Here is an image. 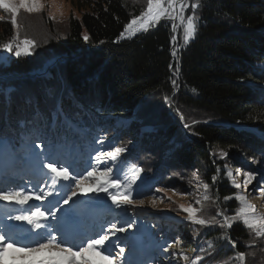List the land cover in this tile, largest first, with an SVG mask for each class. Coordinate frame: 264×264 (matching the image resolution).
I'll return each instance as SVG.
<instances>
[{"label": "trees", "instance_id": "obj_1", "mask_svg": "<svg viewBox=\"0 0 264 264\" xmlns=\"http://www.w3.org/2000/svg\"><path fill=\"white\" fill-rule=\"evenodd\" d=\"M76 1L80 17L62 23L44 13H20L21 36L37 42L31 56L16 58L0 50L5 157L22 158V174L36 171L40 160L35 154L67 136L74 146L59 148L57 154L69 162L75 156L77 162L89 161L83 168L72 166L82 172L94 164L95 152L125 147L121 160L127 157L144 169L134 197L195 192L192 206L202 207L200 214L211 218L220 210L234 216L239 202L225 197L239 189L231 179L226 183L223 174L231 171L235 179L239 170L244 184L245 173L256 177L258 170L264 172V0H199L197 30L187 45L182 27L173 32L170 20L120 38L125 26L146 10L147 0ZM192 14L186 9V16ZM12 35L10 21L1 22L0 44ZM221 152L227 155L221 157ZM196 177L209 184L216 203H195L203 195ZM163 212L182 220L157 230L151 220L158 222ZM152 213L141 205L128 206L118 217L141 220L150 243L164 240L195 249L203 257L200 264H239L237 252L245 253L244 264H264V238L249 247L252 234L241 221L231 229L219 223L201 227L174 205Z\"/></svg>", "mask_w": 264, "mask_h": 264}, {"label": "snow or ice", "instance_id": "obj_2", "mask_svg": "<svg viewBox=\"0 0 264 264\" xmlns=\"http://www.w3.org/2000/svg\"><path fill=\"white\" fill-rule=\"evenodd\" d=\"M199 6V0L192 3H189V0H147L146 10L125 26L120 38H125V34L134 36L140 31L147 32L150 25L159 23L161 19H167L172 21L173 32H176L178 27H182L183 41L187 45L197 30L195 10ZM44 8V0H0V10L11 14L10 23L13 27V35L7 43L0 44V50L13 53L16 58L31 56L37 47V42L26 35L21 36L18 18L22 11L27 14H38L43 12ZM189 8L193 14L186 16L185 11ZM84 38L88 39L87 36ZM173 39L175 40V37ZM175 55L176 53L173 52V56ZM173 84L175 85V81ZM62 110L61 106L58 113ZM185 126L188 127L187 124ZM57 140L61 142L47 145V152L35 154L40 160V167L47 170L42 173L40 180L30 188L22 186L0 188V202L16 205L20 209L19 214L16 215H11L5 210L4 215L7 219L28 224L31 228L25 231L35 233L27 237L28 242H21L11 234L0 233V264H130L125 257L127 240L120 241L118 237L113 240V237H116L117 233H125L136 227L134 222L118 225L116 219L120 211L127 212L128 206L135 207L144 203L143 200H137L133 196L134 185L141 178L144 169L136 164H130L127 157L121 160L122 154L128 151L125 147L112 146L107 151L95 152L94 164H90L81 172L73 168L67 159L57 154L59 148L74 146L75 140L67 136L63 138L58 136ZM100 143L103 145V141ZM35 147L39 148L41 145L36 144ZM220 155L224 157L227 153L221 152ZM226 175L232 180L236 189L242 187L247 189V185L254 179L250 172L245 173L244 184L241 185L233 178L231 171ZM196 179L199 181V177ZM212 179L215 182L216 177ZM197 187L203 188V195L197 198L195 203L203 206V202L212 200L208 194L209 184L199 181ZM89 193H95L97 198L103 193L107 200L111 201L116 211L105 207V215L112 216V221L106 225L101 224L100 230L91 235L80 237L60 235L56 224L50 221L73 224L78 206L76 198L88 196ZM230 199L233 197H225V200ZM234 199L239 202V208L234 216L218 210L215 217L209 218L200 214L202 207L197 209L191 205L188 207L180 205L179 208L187 213L188 221L201 227H212L219 223L221 228L231 229L233 222L241 221L252 234L249 247H254L260 238H264V215L255 214L256 209L248 203L244 194L237 193ZM30 201H38L39 204H30ZM70 201L71 206L65 208L64 206L69 205ZM216 202L212 200V203ZM100 203L99 199L89 201L93 206ZM220 216L223 217L222 221L216 219ZM224 238L230 239L227 233ZM176 243L179 244L180 241ZM231 246L235 248V242H231ZM164 250L167 251V248ZM180 255L184 261H189L188 255L183 253ZM173 256L175 257V254ZM201 259L203 257L197 255L191 264H197ZM235 259L239 264H244L245 253L237 252Z\"/></svg>", "mask_w": 264, "mask_h": 264}, {"label": "rangeland", "instance_id": "obj_3", "mask_svg": "<svg viewBox=\"0 0 264 264\" xmlns=\"http://www.w3.org/2000/svg\"><path fill=\"white\" fill-rule=\"evenodd\" d=\"M45 3V8L44 11L41 13L46 14L51 20L53 21H58V22H65L68 21L70 18H79L80 14L78 11L77 7V1L76 0H44ZM38 13V14H41ZM11 20V14L10 13H5L3 10H0V24L3 21H10ZM167 20V19H161V21ZM160 21V22H161ZM159 22V23H160ZM172 23V21H171ZM158 23L155 25H150L149 28L156 26ZM143 32V31H140ZM138 33V32H137ZM125 37H131L125 34ZM192 40V39H191ZM175 41L173 42L174 45ZM118 125V123H117ZM75 156V155H74ZM76 157V156H75ZM75 157L72 158L75 160ZM70 159L68 160V162ZM9 162H11V165L9 166ZM23 160L22 158H15V157H10L7 158L4 155V149H3V143H0V188H4L8 185V187H16V186H24L25 188H30L34 183L32 182L31 185L28 184V177L24 178L23 176L20 175L18 171H20V163H22ZM72 166L78 165V166H83V163L80 162H69ZM40 173H45L47 170L42 169L39 167ZM225 170V167L221 168L220 171L222 172ZM236 168L233 167L232 171L236 172ZM262 170H258V173L256 177L254 176V179L247 185V189H244L243 187L239 190H236L233 194V198L235 194L237 193H242L244 194L247 199L248 203L251 204L255 209H256V215H264V184L261 182L264 180V172H261ZM27 176V175H26ZM30 177L34 178L36 176L30 175ZM234 177V175H233ZM241 177V174L235 175V180L237 183H241L239 178ZM41 179V178H40ZM39 179V180H40ZM223 180L226 183H229L230 178L226 175L223 174ZM259 185V187H258ZM149 185H146L145 187L148 188ZM195 195V192L187 195H179L174 192L170 191H165L162 193L158 192H153V194L149 196H145L142 198L135 197L137 200H143L144 203L141 205L144 209L152 211V215H157V213H161L163 209L166 207L174 205L175 207H179L180 205H184L185 207H188L189 205L192 206V198ZM51 199V197L49 198ZM78 203L81 202L85 205H87L88 208H93L90 210L89 216L86 218H81V222H85L87 226H79L78 218L75 217L73 226L72 224L67 226V224H59L57 222L50 221L51 223L56 224L57 230L59 231L60 235H68L70 237H80L82 235H91L93 232H98L100 230V225L101 224H107L108 222L112 221L113 217L110 215H105V207L108 208H113L111 205V201L107 200L106 196L101 193L99 198L96 197L95 193H89L88 196H81L76 198ZM99 199L101 203L99 205H90L89 201L90 200H96ZM155 202V203H153ZM30 204H39L38 201H30ZM47 202H45V205ZM72 202H69V205L71 206ZM139 205V204H137ZM136 205V206H137ZM80 205L78 204L76 210H80ZM12 211V215L19 214V207L16 205H8L5 204L4 202H0V210L4 211L5 210ZM96 211H99L97 214L102 215L101 218L95 220V215ZM114 211V208H113ZM93 214V215H92ZM59 215V213H58ZM76 215L79 217V215L76 213ZM88 215V213H87ZM159 215V214H158ZM6 218V217H5ZM146 218H149L146 216ZM160 218L158 222L155 223V219L151 220L156 226L157 230L162 227V225H168L171 226L174 222L177 220H182V216H178L175 214H170V213H161ZM152 219V218H150ZM9 219H4V217L0 220V233H3V230L7 229L6 222ZM13 223H19L25 227V230L30 229L31 226L22 223V222H17L15 220H11ZM138 218H133L131 221L128 219H120L117 217L116 222L118 225L120 224H126L127 222H134L136 227L133 229H129L128 232L125 233H117L116 237H113V240H116L117 237L119 238L120 241H125L127 240V246L125 247V257L127 259H130L131 264H191V261L196 258L195 254V249L193 248H181L177 247L175 244H169L168 242L162 240L161 242L157 243H150L149 239L150 237L146 234L147 230L143 226V223L140 222ZM76 222V223H75ZM73 227V233L69 234V231ZM2 228V230H1ZM75 228V231H74ZM54 234H56L54 232ZM8 235V234H6ZM25 235H35L34 232H28ZM23 235V236H25ZM74 235V236H73ZM148 241V242H147ZM28 242V241H27ZM145 243L148 244V251L142 253V245ZM207 245H210V242H206ZM171 245V247H169ZM167 248V251L164 249ZM118 251V250H117ZM181 253L188 255L189 256V261H184L181 258ZM175 254V257L173 256ZM137 257H143L144 260H138ZM197 264H200L197 261Z\"/></svg>", "mask_w": 264, "mask_h": 264}, {"label": "built area", "instance_id": "obj_4", "mask_svg": "<svg viewBox=\"0 0 264 264\" xmlns=\"http://www.w3.org/2000/svg\"><path fill=\"white\" fill-rule=\"evenodd\" d=\"M155 27H156V26H154V27L151 26V28H149V30H150V29H153V28H155ZM140 33H141V32H138V33H136V35H134V36H137V35H139ZM134 36H131V38L134 37ZM126 38H128V37H125V38H123V39H126ZM129 38H130V37H129Z\"/></svg>", "mask_w": 264, "mask_h": 264}, {"label": "bare ground", "instance_id": "obj_5", "mask_svg": "<svg viewBox=\"0 0 264 264\" xmlns=\"http://www.w3.org/2000/svg\"><path fill=\"white\" fill-rule=\"evenodd\" d=\"M72 226H73V224H72ZM71 233H73V227H72V229L69 231V234H71Z\"/></svg>", "mask_w": 264, "mask_h": 264}, {"label": "water", "instance_id": "obj_6", "mask_svg": "<svg viewBox=\"0 0 264 264\" xmlns=\"http://www.w3.org/2000/svg\"><path fill=\"white\" fill-rule=\"evenodd\" d=\"M171 27H172V24H171ZM175 40L173 39V42H174Z\"/></svg>", "mask_w": 264, "mask_h": 264}]
</instances>
